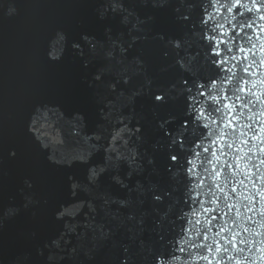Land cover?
<instances>
[{
	"label": "water",
	"instance_id": "water-1",
	"mask_svg": "<svg viewBox=\"0 0 264 264\" xmlns=\"http://www.w3.org/2000/svg\"><path fill=\"white\" fill-rule=\"evenodd\" d=\"M101 3L0 0V264H264V13Z\"/></svg>",
	"mask_w": 264,
	"mask_h": 264
},
{
	"label": "snow or ice",
	"instance_id": "snow-or-ice-1",
	"mask_svg": "<svg viewBox=\"0 0 264 264\" xmlns=\"http://www.w3.org/2000/svg\"><path fill=\"white\" fill-rule=\"evenodd\" d=\"M158 3H162V0H157ZM219 3H221V5L226 9V11L228 12H232L233 10V7L235 5H233L230 0H219ZM241 7H243L244 5L241 4L240 5ZM254 8V10L256 12H260V13H264V0H259V7H256V4H253L252 8H249V12L252 11V9ZM101 9H102V15L105 16V17H115L117 18L118 20H120L122 23H131V20H130V16L131 14L128 13L127 11V6H126V3H125V0H102V3H101ZM259 19L260 20H264V14H261L259 16ZM241 29L247 27L249 29H251L253 27V23L252 24H248V20H244L242 22L239 23L238 25ZM262 28V30H264V25H261L260 26ZM108 39L109 41H111L112 43V47L108 49V51L106 52L104 48H100L99 45L97 43H92L90 45V52H92L93 54L99 52V55H104V56H112L115 51H116V47L119 46V36L118 35H113V34H109L108 35ZM214 39V38H213ZM257 39H259V37H257ZM248 42L249 43H252L253 47H255V42L252 41V38L251 36L248 37ZM261 47L264 48V43H261ZM216 50V49H215ZM241 52L244 51L243 48L240 49ZM253 55H255V53H252ZM217 55H219V52H217ZM232 59H236L235 56L232 57ZM215 61V60H214ZM221 63H223V61H221ZM253 63H255L253 61ZM252 67V64H249L247 67H245L244 71L245 72H249V69ZM249 75H251V72H249ZM243 79V78H241ZM247 82L245 81V84ZM205 87H208V86H205ZM255 87V86H253ZM217 92H219V89L216 90ZM236 92H240L242 91L241 88H236L235 89ZM209 95L212 96L213 100H216V96L215 95H212V93L210 92ZM252 95H255V93H253L251 90H249L248 92V96H252ZM264 95V94H262ZM259 99L256 98L255 101L251 100V99H248L247 97H245L244 99L247 101V104L249 105H254L256 104L257 102L260 101V96H257ZM156 99L157 100H163L164 98L162 96H156ZM237 100H240L241 97L240 96H237L236 97ZM244 105H242L243 107ZM226 108L229 107V106H225ZM217 111H220V109H217ZM249 111H251V109H249ZM201 116H203V113L200 114ZM222 119H224V117H222ZM249 119H253V117L249 116ZM227 126V125H226ZM249 128L251 127V125L248 126ZM262 132H264V128L261 129ZM181 142V141H179ZM246 142V141H245ZM262 143H264V140L261 141ZM227 147H232V145H226ZM171 159L173 161H176L177 160V156L173 155L171 156ZM217 159H219V157H217ZM262 163H264V160L261 161ZM217 175H219V173L217 172ZM241 183H243L241 181ZM219 186V185H218ZM264 198V197H262ZM15 213V210H9V214L12 215ZM262 215H264V213H261ZM249 219H251L249 217ZM69 231H72L71 227L69 228ZM244 231H248L247 228H244ZM217 235L219 236L220 233H217ZM236 234H233V237L235 238ZM224 237L221 236V240H223ZM214 243L216 244H219V241H216L215 239L213 240ZM254 242V241H253ZM61 243H62V240L61 241H53L52 244L54 247L56 248H60L61 246ZM228 244H233V239L230 238L228 239L227 241ZM238 243L239 244H246L247 241L245 239H239L238 240ZM262 243H264V241H262ZM206 247L208 248L209 252L213 251V248H212V245H206ZM66 250V249H65ZM75 251V250H73ZM215 251L217 253L221 252V247H216L215 248ZM226 251V249H225ZM244 249L242 248H238L237 249V252H243ZM201 259L202 260H208V256H201ZM229 259H232V257H229ZM50 264H56V261H55V255H53L51 258H50Z\"/></svg>",
	"mask_w": 264,
	"mask_h": 264
},
{
	"label": "clouds",
	"instance_id": "clouds-1",
	"mask_svg": "<svg viewBox=\"0 0 264 264\" xmlns=\"http://www.w3.org/2000/svg\"><path fill=\"white\" fill-rule=\"evenodd\" d=\"M213 2L216 3V4H219V0H213ZM236 2H237V0H232V4H233V5H234ZM255 3H256V0H253V4H255ZM247 10H249V8H248ZM252 11H254V8L252 9ZM186 18H187V17H186ZM254 22H255V17H254L252 20H249V21H248V24L250 25V24H252V23H254ZM208 39H212V37H208ZM213 51H216V50L213 49ZM209 59H210V57H209ZM216 63H217V62L213 60V61H211L210 66H212L213 64H216ZM261 63L264 64V60H262ZM84 67L87 68V67H88V64H85ZM228 71L231 72V71H233V69H232V68H229ZM233 75H235V73H233ZM194 76H195V75H194ZM231 79H232L231 77H228L229 82H231ZM192 80H193V85H194V86L198 84L200 88H204L205 85L202 84V83H199V81H201V80H212V79H211V78H203V79H202V78L197 77V78H194V79H192ZM246 82H247V81H246ZM207 86H208V88H209L210 90H213V89L216 88V83H215L214 80H212V82H211L210 84H208ZM253 86H255V82H253ZM241 90H242V88H241ZM212 99H213V98H212ZM257 99H259V98L257 97ZM260 102H261L262 106H264V101H260ZM201 118H202V116H198L196 119H201ZM261 118L264 119V112H261ZM187 124H188L189 126H187L186 128L189 129V130L193 129L194 127L197 128L195 120H191V122L188 121ZM197 131L199 132L198 128H197ZM196 138H197L196 135H190V137H189V139H190V141H191L190 145L196 140ZM180 143H181V144H184V141L181 140ZM187 146H188V145H187ZM187 146H186V147H187ZM12 155H15V153H12ZM189 171H191V170H189ZM28 187L31 188L32 185L29 184ZM3 235H4V228H3V227H0V237H2Z\"/></svg>",
	"mask_w": 264,
	"mask_h": 264
}]
</instances>
